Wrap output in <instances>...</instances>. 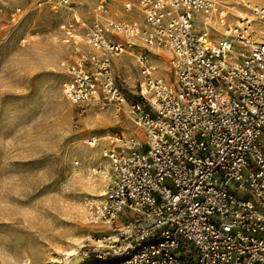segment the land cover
I'll use <instances>...</instances> for the list:
<instances>
[{
  "label": "built area",
  "instance_id": "2783aa9c",
  "mask_svg": "<svg viewBox=\"0 0 264 264\" xmlns=\"http://www.w3.org/2000/svg\"><path fill=\"white\" fill-rule=\"evenodd\" d=\"M81 1L48 0L73 18L65 98L81 116L102 96L143 134L109 137L112 181L83 204L90 223L116 229L77 254L85 264H264V6L97 0L86 26ZM134 47L136 99L113 73ZM154 50L168 51L172 79L158 75Z\"/></svg>",
  "mask_w": 264,
  "mask_h": 264
},
{
  "label": "rangeland",
  "instance_id": "374dc122",
  "mask_svg": "<svg viewBox=\"0 0 264 264\" xmlns=\"http://www.w3.org/2000/svg\"><path fill=\"white\" fill-rule=\"evenodd\" d=\"M215 1L230 8L242 9L247 3L264 6V0ZM96 3L82 0L79 4L77 12L86 26ZM17 9L19 16L13 20L11 13ZM72 19L54 12L48 0H0V46L14 45L0 65V119L12 120L14 125L11 134L0 139V162L51 157L50 166L0 177V223L13 229L0 238V264H63L66 260L85 264L77 253L116 229V225L109 229L90 223L83 202L106 191L112 181L111 162L103 156L109 137L141 136L143 129L102 96L85 105L81 116L79 108L65 98L63 85L69 80L65 68L75 56L63 25ZM81 45L87 53V46ZM138 53L134 47L113 62L117 85L132 99L137 98L142 79ZM150 57L158 65V75L172 79L169 54L155 51ZM72 250L75 254L67 255Z\"/></svg>",
  "mask_w": 264,
  "mask_h": 264
},
{
  "label": "snow or ice",
  "instance_id": "6c2138e0",
  "mask_svg": "<svg viewBox=\"0 0 264 264\" xmlns=\"http://www.w3.org/2000/svg\"><path fill=\"white\" fill-rule=\"evenodd\" d=\"M12 47H14V45L10 43H5L0 46V65L4 64L5 59L7 58V55L11 51ZM0 115H2V113H0ZM13 127L14 125L12 120L0 119V139L6 137L7 135H10ZM50 164L51 157H46L45 159H36L27 162H16L13 164H5L3 162H0V177L12 172L26 174L31 171L38 170L46 165L50 166ZM45 191H48V189L46 188ZM73 198H79L78 194L76 196H73ZM11 231H13V229L10 225L0 223V238L4 237ZM68 255L71 256L72 253H68Z\"/></svg>",
  "mask_w": 264,
  "mask_h": 264
},
{
  "label": "bare ground",
  "instance_id": "6f19581e",
  "mask_svg": "<svg viewBox=\"0 0 264 264\" xmlns=\"http://www.w3.org/2000/svg\"><path fill=\"white\" fill-rule=\"evenodd\" d=\"M155 51H160V53H168V51H166V50H154V52H155ZM139 130H140V129H139ZM140 131H141V130H140ZM135 133H136V132H135ZM92 144L95 145L94 142H92ZM75 251H76V250H72L71 252H68V253H72V255H74V254H75ZM68 253H67V255H68Z\"/></svg>",
  "mask_w": 264,
  "mask_h": 264
}]
</instances>
